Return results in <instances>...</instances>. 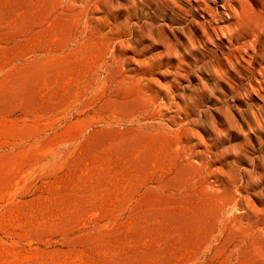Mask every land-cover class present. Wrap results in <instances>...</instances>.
Wrapping results in <instances>:
<instances>
[{
  "label": "rangeland",
  "instance_id": "obj_1",
  "mask_svg": "<svg viewBox=\"0 0 264 264\" xmlns=\"http://www.w3.org/2000/svg\"><path fill=\"white\" fill-rule=\"evenodd\" d=\"M0 264H264V0H0Z\"/></svg>",
  "mask_w": 264,
  "mask_h": 264
}]
</instances>
